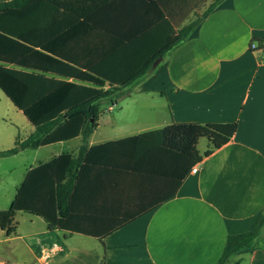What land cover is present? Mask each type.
I'll use <instances>...</instances> for the list:
<instances>
[{"label":"crops","instance_id":"obj_1","mask_svg":"<svg viewBox=\"0 0 264 264\" xmlns=\"http://www.w3.org/2000/svg\"><path fill=\"white\" fill-rule=\"evenodd\" d=\"M213 1L95 0L93 12L101 20L95 30H134L138 14H145L149 26L164 15L179 29ZM257 39H264V0H219L187 39L124 93H149V123H97L88 136L70 214L80 232L48 229L41 216L25 212L27 226L14 218L15 234L0 229V264L17 255L21 264H36L42 247L53 243L61 248L48 264H99L102 257L104 264H215L227 235L250 229L264 209V51ZM233 121L237 129L230 140L203 155L172 196L167 157L159 147L140 139L105 145L171 122ZM82 144L80 135L47 144L54 147L35 158L23 178L39 162L76 154ZM75 236L95 243L76 246ZM225 264H264L261 240Z\"/></svg>","mask_w":264,"mask_h":264},{"label":"trees","instance_id":"obj_2","mask_svg":"<svg viewBox=\"0 0 264 264\" xmlns=\"http://www.w3.org/2000/svg\"><path fill=\"white\" fill-rule=\"evenodd\" d=\"M218 1L179 29L164 15L155 17L149 26L145 14H138L134 30L114 33L95 30L101 21L93 12L95 0L0 2V90L34 127L26 137L16 136L10 148L0 149V156L78 135L83 141L76 154L62 153L27 171L9 207L0 210V229L6 235L15 234L14 218L19 211L41 216L48 229L80 232L70 221L74 182L87 138L103 112L101 101L114 104L142 81L153 61L187 39ZM255 41L257 49L264 51V39ZM236 129L235 121L171 122L105 145L140 139L159 147L167 157L164 166L171 178L172 196L191 167L228 142ZM201 137L208 141L202 155L197 149ZM263 234L264 209L250 229L227 235L215 264L252 250L258 240L264 250ZM99 264H104V257Z\"/></svg>","mask_w":264,"mask_h":264},{"label":"rangeland","instance_id":"obj_3","mask_svg":"<svg viewBox=\"0 0 264 264\" xmlns=\"http://www.w3.org/2000/svg\"><path fill=\"white\" fill-rule=\"evenodd\" d=\"M151 102L149 93L135 92L130 95H121L114 104H111L109 100H102L101 108L103 112L98 123H149V105ZM109 105L112 108L108 110L107 107ZM153 106L155 105L153 104ZM104 128V126H101L100 130ZM32 129L33 126L23 113L0 90V149L10 148L14 145L16 136L26 137ZM206 143L207 140L204 137L198 140L197 148L200 152L205 149ZM52 147L54 146L46 145L40 148L38 152L34 148H25L10 156H0V206H7L11 198H13L16 187L23 178L25 168L33 164L35 158L47 156ZM26 215L25 212H18L15 218L17 221H21L23 226H27ZM41 236L39 234L32 238H27V240L33 242V240ZM73 240L76 246L87 244V248L92 247L95 243L93 240H84L80 236H75ZM16 252L21 253L22 248L18 246ZM22 259L23 256L17 255L13 260H10V264H21Z\"/></svg>","mask_w":264,"mask_h":264},{"label":"built area","instance_id":"obj_4","mask_svg":"<svg viewBox=\"0 0 264 264\" xmlns=\"http://www.w3.org/2000/svg\"><path fill=\"white\" fill-rule=\"evenodd\" d=\"M252 48L256 47V44H251ZM197 171V165H193L189 172H196ZM60 245L57 243H53L50 245H45L42 247L39 255L37 256V262L36 264H48L49 258L56 253L60 249Z\"/></svg>","mask_w":264,"mask_h":264},{"label":"water","instance_id":"obj_5","mask_svg":"<svg viewBox=\"0 0 264 264\" xmlns=\"http://www.w3.org/2000/svg\"><path fill=\"white\" fill-rule=\"evenodd\" d=\"M161 59H162V56L157 57V58L153 61L151 67H152V68H155V67L157 66V64L161 61Z\"/></svg>","mask_w":264,"mask_h":264}]
</instances>
